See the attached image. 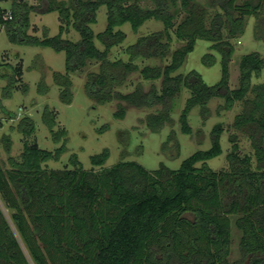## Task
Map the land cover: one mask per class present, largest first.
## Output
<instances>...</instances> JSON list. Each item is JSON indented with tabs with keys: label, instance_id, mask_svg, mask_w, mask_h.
<instances>
[{
	"label": "trees",
	"instance_id": "1",
	"mask_svg": "<svg viewBox=\"0 0 264 264\" xmlns=\"http://www.w3.org/2000/svg\"><path fill=\"white\" fill-rule=\"evenodd\" d=\"M203 1L151 0L152 8L141 7L140 0H71L69 5L40 0L42 7L12 0L8 11L0 6V30L5 29L12 44L64 53V73L53 72L52 77L65 104L71 102L70 74L92 63L98 70L85 75L87 98L94 105L116 102V120L124 119L127 108L161 107L139 121L153 134L173 126V100L183 89L189 93L178 119L183 135L192 134L188 115L193 108L199 107L205 123L211 99L223 100L217 114L241 104L229 126L218 123L212 127L208 150L193 153L177 170L160 164L153 171L123 160L101 169L109 157L107 149L90 157L89 171L83 170L76 155L70 159L72 169H48V162L59 161L67 151V132L54 130L57 113L45 106L43 123L60 146L49 152L24 140L17 158L7 154L6 161H0V199L13 212L11 222L18 236L0 214V264H29L18 239L34 264H264V82L251 83L252 77H259L264 61L257 53L242 56L235 89L229 88L228 70L233 42L243 35L246 18H254V38L264 42V0ZM102 6L106 26L95 35L91 26ZM36 11L58 14L56 36L49 37L46 28L42 38L28 35L29 14ZM150 20L160 22L163 29L127 46V61L109 59L111 50L126 38L121 26L129 24L137 34ZM70 29L79 35L77 42L63 38ZM173 38L179 47L171 51ZM95 40L103 50L95 46ZM198 40L210 43L209 51L221 58L220 80L211 86L195 71L175 75ZM6 55L1 56L0 71L5 69L8 74L0 76L8 79L10 88L21 87L26 92L21 59L10 66L1 63ZM150 59L166 64L139 68L135 63ZM202 62L212 66L215 57L206 53ZM134 73L143 81H160V90L152 86L145 92L138 84L127 94L116 91ZM41 87L40 92L46 94L47 89ZM106 130L108 126L99 133ZM20 132L25 139L34 133L29 118L21 120ZM224 132L230 144L227 168L214 171L207 162L221 155ZM127 135L119 134L124 139L120 141L122 156L127 153ZM240 135L248 140L252 155L241 154ZM0 142L9 149L8 136ZM168 144L178 149L173 130L162 148ZM233 229L239 233L240 259L230 263Z\"/></svg>",
	"mask_w": 264,
	"mask_h": 264
},
{
	"label": "rangeland",
	"instance_id": "2",
	"mask_svg": "<svg viewBox=\"0 0 264 264\" xmlns=\"http://www.w3.org/2000/svg\"><path fill=\"white\" fill-rule=\"evenodd\" d=\"M24 1L28 6L42 7L40 0H17ZM70 4L71 0H57ZM179 1V0H178ZM204 3L203 0H198ZM12 0H0V6L6 11L9 10ZM45 5V2H44ZM140 6L144 8H152L151 0H140ZM254 18L245 19V29L243 35L238 38L234 44V53L231 62L228 65L229 70V88L235 89L239 84L238 64L242 56L249 53H257L264 61V42L254 38ZM28 35L42 38L43 29L46 28L49 37L58 34L60 22L57 13L39 14L31 12L29 14ZM106 26V8L100 7L96 13V23L91 26V30L96 35L101 33ZM163 26L160 22L153 20L145 22L138 30L137 34H133L129 24H124L119 28L126 38L122 45L111 50L110 60L122 59L127 61L124 49L134 44L138 37L147 36L151 33L161 31ZM72 42L79 40V35L73 30H69L68 35L63 36ZM173 40L171 51L179 47V44ZM95 46L99 50H103V46L95 40ZM210 43L198 40L194 50L188 54L183 65L176 71L175 75H185L190 71L197 72L203 82L209 86L216 84L221 77L220 56L217 53L209 51ZM206 53H211L215 57V64L205 66L202 58ZM3 54L6 62L10 66H14L17 59L22 61V84L27 86L26 92L20 87L12 89L6 77L0 76V139L8 136L11 144L9 149H5L0 142V161L5 162L7 154L17 158L22 151L24 140L35 142L42 150L54 152L60 144L54 142L48 128L43 123L42 114L45 106L57 113V126L54 130L64 129L67 132V151L61 156L59 161H50L46 164L50 170L58 171L65 168L72 169L71 156L76 155L78 162L83 170L92 169L90 157L100 154L104 149L109 151V157L101 169L111 168L120 160L127 162H136L148 171L158 169L160 164L165 165L171 170H177L183 160L191 156L197 151H206L210 148L211 142L209 133L212 127L218 123L229 126L234 116L240 112L241 104L237 103L230 111H222L217 114L216 109L223 104L222 99H211L207 107L210 111V117L202 122L199 114V107H195L188 115V124L192 129L191 135H183L180 132L178 119L185 102L189 97L186 90H182L178 97L173 100L170 117L174 121L172 127H164L159 133H150L147 128L139 123L141 119L151 113H155L161 107L153 109H134L127 108L126 115L123 120H116L113 114L116 110V102H110L103 105H94V102L87 98L84 91L85 75L88 72H97L98 65L96 63L89 64L82 72H74L70 74L69 92L71 102L65 104L61 100V88L54 82L53 72L64 73L65 56L63 52H55L47 47H36L26 45L12 44L7 37L4 28L0 30V60ZM139 68L144 66H163L166 62L158 60H137L135 61ZM4 64V63H3ZM0 73L7 75L5 69H1ZM264 82V68L258 78L252 77L251 83L257 84ZM140 84L145 92L152 86L157 91L160 90V81H143L138 73L131 74L124 86L117 88L116 91L127 94L132 92L135 87ZM47 89L46 94H42L41 86ZM12 114V115H11ZM13 116V119H11ZM29 118L34 127V133L30 138H24L20 132V122L23 118ZM108 126V130L99 133L104 127ZM173 130L178 143V149L173 144H168L162 148L169 132ZM122 132H127L126 139V155L122 156L124 148L121 142L124 140L119 137ZM121 141V142H120ZM123 143V142H122ZM220 146L222 153L217 158L207 162L210 169L214 171L224 170L227 168L226 155L229 151L228 134L224 132L220 138ZM239 146L241 154L252 155L248 140L244 136H239ZM141 148V153L138 150ZM122 156V157H121ZM199 166V165H198ZM95 171L99 168H94ZM12 211L8 210L0 199V214L7 222L16 237L17 234L11 222ZM21 249L29 262L34 264L30 259L26 249L18 239ZM239 233L232 230V244L230 246V255L228 262L233 263L240 259L238 249Z\"/></svg>",
	"mask_w": 264,
	"mask_h": 264
}]
</instances>
